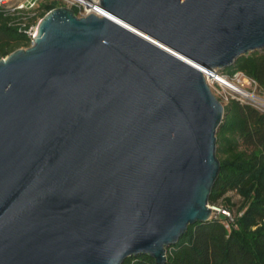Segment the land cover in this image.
Instances as JSON below:
<instances>
[{
  "label": "water",
  "instance_id": "95a60500",
  "mask_svg": "<svg viewBox=\"0 0 264 264\" xmlns=\"http://www.w3.org/2000/svg\"><path fill=\"white\" fill-rule=\"evenodd\" d=\"M95 1L0 58V264H165L211 218L223 106L201 71L264 49V0Z\"/></svg>",
  "mask_w": 264,
  "mask_h": 264
},
{
  "label": "trees",
  "instance_id": "16d2710c",
  "mask_svg": "<svg viewBox=\"0 0 264 264\" xmlns=\"http://www.w3.org/2000/svg\"><path fill=\"white\" fill-rule=\"evenodd\" d=\"M57 7L44 1L33 12L0 8V58L27 48L28 32L36 21ZM219 71L228 76L240 72L264 91V49L239 57ZM215 155L219 173L207 203L215 206L220 201L229 213L233 205L227 193L237 195L241 203L231 215L232 221L216 215L188 225L185 234L166 249L165 264H264V113L235 100L224 104L215 133ZM122 264L154 263L139 255Z\"/></svg>",
  "mask_w": 264,
  "mask_h": 264
},
{
  "label": "built area",
  "instance_id": "2783aa9c",
  "mask_svg": "<svg viewBox=\"0 0 264 264\" xmlns=\"http://www.w3.org/2000/svg\"><path fill=\"white\" fill-rule=\"evenodd\" d=\"M44 1L54 2L58 7L63 6L74 9L77 17H84L86 12H89L96 5L95 0H0V8L8 12H33ZM28 35L32 40L33 34L28 32ZM31 40L29 46L31 45ZM201 74L212 95L221 105L226 104L229 100H235L248 104L258 112L264 113V91L258 89L255 81L251 78L240 72H235L228 76L217 70H202ZM229 86H234L239 91L230 89L228 88ZM208 207L211 210V217L222 215L229 221H232L231 214L221 206L216 207L210 205Z\"/></svg>",
  "mask_w": 264,
  "mask_h": 264
},
{
  "label": "rangeland",
  "instance_id": "374dc122",
  "mask_svg": "<svg viewBox=\"0 0 264 264\" xmlns=\"http://www.w3.org/2000/svg\"><path fill=\"white\" fill-rule=\"evenodd\" d=\"M13 3V2H12ZM38 22V20L36 21V23ZM34 29H35V27L33 28V30L31 31V34H33L34 33ZM222 73V72H221ZM223 74V73H222ZM247 89H249V88H247ZM224 104H222V106H223ZM226 197L227 198H229L230 199V203L233 205L232 207H231V215L232 214H235L236 213V210H237V208L239 207V205H240V203H241V199L237 196V195H235L234 193H227L226 194ZM208 206H210L209 204H208ZM216 207H220V206H223V204H222V202H218L217 203V205H215ZM238 215H240V213H238Z\"/></svg>",
  "mask_w": 264,
  "mask_h": 264
},
{
  "label": "bare ground",
  "instance_id": "6f19581e",
  "mask_svg": "<svg viewBox=\"0 0 264 264\" xmlns=\"http://www.w3.org/2000/svg\"><path fill=\"white\" fill-rule=\"evenodd\" d=\"M221 85H222V83H221ZM224 86H225V85H224ZM228 88L233 89V90H235V91H239V89L235 88L234 86H229Z\"/></svg>",
  "mask_w": 264,
  "mask_h": 264
}]
</instances>
